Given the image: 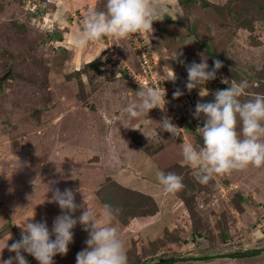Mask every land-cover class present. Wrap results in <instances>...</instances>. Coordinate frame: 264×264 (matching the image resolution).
Masks as SVG:
<instances>
[{"label": "rangeland", "instance_id": "374dc122", "mask_svg": "<svg viewBox=\"0 0 264 264\" xmlns=\"http://www.w3.org/2000/svg\"><path fill=\"white\" fill-rule=\"evenodd\" d=\"M105 5L0 0V77L7 74L0 85V260L15 255L4 246L9 237V245L21 238L17 225L29 217L51 230L62 214L49 202L53 191L68 188L99 217L105 205L121 209L113 226L128 264L165 257L178 258L171 264H264V167L200 184L194 169L182 165L184 143L203 146L197 129L203 117L193 116L197 101H213L231 81L246 82L242 102L264 94V0H160L156 14L163 19L153 22L152 33L74 46L88 9L104 11ZM143 51L152 61L145 82L165 90L166 104L131 118L125 108L139 103L133 80L142 72ZM176 52L183 64L165 59ZM202 57L209 70L215 60L223 66L189 93L186 66ZM166 66L175 71V83L166 80ZM176 89L184 93L179 98ZM200 89L209 94L200 97ZM164 116L178 127L176 135L160 130ZM158 170L180 175L184 189L166 192ZM72 231L68 253L57 254L55 264H76L87 247L82 226ZM247 251L257 253L241 256ZM22 254L28 264H39Z\"/></svg>", "mask_w": 264, "mask_h": 264}, {"label": "clouds", "instance_id": "9594fccd", "mask_svg": "<svg viewBox=\"0 0 264 264\" xmlns=\"http://www.w3.org/2000/svg\"><path fill=\"white\" fill-rule=\"evenodd\" d=\"M160 0H106L105 10L98 11L95 8L88 9L83 19L82 33L73 38V45L86 47L89 42L99 41L103 37H113L119 40L126 39L130 35L145 32H153V22L162 20L157 16L156 8ZM186 42L184 45L190 44ZM143 53L151 64V56L142 52L139 58L142 72L135 76L133 82L140 85L137 95L139 103H129L125 112L131 118H138L142 114H148L151 109L165 108L163 103L166 92L158 88L148 87L142 78H148L149 72L143 65ZM182 52L165 59H172L179 63ZM222 62L214 61V67L209 70L207 59L202 57L201 62L193 61L186 66V88L190 93L201 83L216 78V72L222 67ZM170 71L166 80L175 83L177 75L175 71L166 66ZM139 79V80H138ZM224 83H229L227 80ZM246 82L239 84L231 81L226 89L216 90L214 101H197L193 116L196 119L203 117V126L197 127L202 136L203 146L197 149L191 143H184L182 147V165L191 166L194 179L200 184H207L214 175L230 174L233 171L245 170L249 166L255 168L264 167V94H252L247 100L241 101ZM184 93L176 89L174 98H179ZM208 90L200 89L199 96L208 95ZM163 103V107L161 106ZM240 122V130H237V122ZM147 122V121H146ZM161 131H166L172 136L176 135L178 127L172 123L170 117L164 116L159 121ZM157 180L168 193H177L184 189L182 177L174 172L157 171ZM34 184V191L37 185ZM29 198V197H28ZM49 202H55L61 209L60 215L55 217L51 230L46 221L34 222L29 218L17 226L21 229V238L8 244L4 248L15 253L6 260H0V264H28L22 254L32 255L39 264H55L54 257L57 254L66 255L69 244L73 242L77 224H80L88 238L84 241L87 245L76 255V264H128V256L124 248L119 230L113 226L114 218L121 209L105 205L107 213L99 217L94 208L86 204H77L72 189H54ZM78 209H83L77 217L74 216ZM34 217V216H32ZM54 237V239L52 238ZM3 248V249H4ZM166 258V257H165Z\"/></svg>", "mask_w": 264, "mask_h": 264}, {"label": "trees", "instance_id": "16d2710c", "mask_svg": "<svg viewBox=\"0 0 264 264\" xmlns=\"http://www.w3.org/2000/svg\"><path fill=\"white\" fill-rule=\"evenodd\" d=\"M185 185V184H184ZM191 186H193V183H191ZM182 196L183 193H181ZM195 195V194H194ZM195 197V196H194ZM244 254H241V256H247V255H253V254H256L257 251H254V252H243ZM240 254V253H239ZM236 256V255H234ZM178 261V258L176 257H167V258H162V259H159L157 262L153 263V264H171V263H174Z\"/></svg>", "mask_w": 264, "mask_h": 264}, {"label": "built area", "instance_id": "2783aa9c", "mask_svg": "<svg viewBox=\"0 0 264 264\" xmlns=\"http://www.w3.org/2000/svg\"><path fill=\"white\" fill-rule=\"evenodd\" d=\"M142 63H143V65L144 64H146V66H144V68L145 69H147L148 70V72H149V74H150V71H151V64H150V62L148 61V59H147V57H146V55H145V53H143V60H142ZM145 78H143V83L145 84ZM150 81H146V84H148ZM154 83L156 84V80L154 79Z\"/></svg>", "mask_w": 264, "mask_h": 264}, {"label": "water", "instance_id": "95a60500", "mask_svg": "<svg viewBox=\"0 0 264 264\" xmlns=\"http://www.w3.org/2000/svg\"><path fill=\"white\" fill-rule=\"evenodd\" d=\"M7 74L3 75L2 77H0V85L3 83V80L7 77ZM263 207H264V203H263Z\"/></svg>", "mask_w": 264, "mask_h": 264}, {"label": "bare ground", "instance_id": "6f19581e", "mask_svg": "<svg viewBox=\"0 0 264 264\" xmlns=\"http://www.w3.org/2000/svg\"><path fill=\"white\" fill-rule=\"evenodd\" d=\"M109 104H110V103H109ZM109 104H108V105H109ZM110 105H111V104H110ZM111 108H112V106H111ZM107 112H108V111H107ZM251 168H253V167H252V166H249L247 169L250 170ZM247 169H246V171H248ZM244 171H245V170H244ZM156 172H157V171H156ZM127 180H128V179H127ZM140 185H143V184H140ZM138 189H139V187H138ZM141 190H142V188H141ZM149 191H150V190H149ZM146 192H147V191H146ZM154 263H155V262H154ZM240 264H241V263H240Z\"/></svg>", "mask_w": 264, "mask_h": 264}, {"label": "crops", "instance_id": "0c3cea01", "mask_svg": "<svg viewBox=\"0 0 264 264\" xmlns=\"http://www.w3.org/2000/svg\"><path fill=\"white\" fill-rule=\"evenodd\" d=\"M185 3H187V2H185ZM214 101V100H213ZM212 102V101H211Z\"/></svg>", "mask_w": 264, "mask_h": 264}]
</instances>
